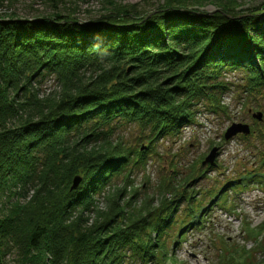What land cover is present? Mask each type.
I'll use <instances>...</instances> for the list:
<instances>
[{
	"label": "trees",
	"instance_id": "1",
	"mask_svg": "<svg viewBox=\"0 0 264 264\" xmlns=\"http://www.w3.org/2000/svg\"><path fill=\"white\" fill-rule=\"evenodd\" d=\"M201 1L164 0L146 15L115 4L86 23L0 20V264H162L152 235L175 217L174 201L129 213L117 182L152 147L114 142L116 125L139 127L152 145L193 124L201 103L219 105L225 74L264 89V4L239 12L219 0L208 14ZM49 77L61 92L41 97Z\"/></svg>",
	"mask_w": 264,
	"mask_h": 264
},
{
	"label": "rangeland",
	"instance_id": "2",
	"mask_svg": "<svg viewBox=\"0 0 264 264\" xmlns=\"http://www.w3.org/2000/svg\"><path fill=\"white\" fill-rule=\"evenodd\" d=\"M223 1L236 2L239 12L264 4V0ZM163 2L0 0V20L50 18L60 13L86 23L106 15L115 4L130 6L131 10L135 6L146 15ZM216 3L219 0H202L197 8L212 14ZM248 76L242 71L225 74L221 82L226 89L218 96L219 105L201 103L194 110V123L176 136L161 137L149 145L152 137L139 127L126 123L115 127L114 142L133 149L152 147L147 161L134 169L130 180L117 182L120 198L130 204L129 213L146 216L144 211L152 209L155 213L164 203L174 201L175 217L161 237L152 235L153 241L159 238L161 249L156 250L162 264H264V120L253 119L256 113L264 114V89H253ZM37 88L41 97L61 92L53 77ZM235 123L249 125L252 133L226 141L225 134ZM215 148V164L204 166ZM104 200L100 202L102 208ZM199 212L201 217L194 218ZM150 221L155 224L157 219ZM157 262L128 260V264Z\"/></svg>",
	"mask_w": 264,
	"mask_h": 264
},
{
	"label": "water",
	"instance_id": "3",
	"mask_svg": "<svg viewBox=\"0 0 264 264\" xmlns=\"http://www.w3.org/2000/svg\"><path fill=\"white\" fill-rule=\"evenodd\" d=\"M253 119L262 122L264 120V114L263 113H256L253 115ZM252 133L251 127L244 123H235L233 124L226 132L225 134V140L230 141L234 139L235 137L239 135H243L245 137L250 136ZM218 156V148H215L212 150L211 154L206 158V160L203 162V165H214L215 161ZM82 183V177L77 176L75 177L73 181V186L71 188L72 191L77 190Z\"/></svg>",
	"mask_w": 264,
	"mask_h": 264
}]
</instances>
